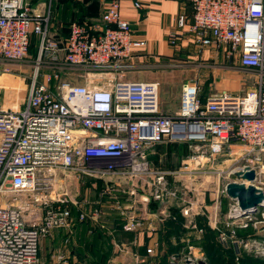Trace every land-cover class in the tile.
Wrapping results in <instances>:
<instances>
[{
	"label": "built area",
	"instance_id": "2783aa9c",
	"mask_svg": "<svg viewBox=\"0 0 264 264\" xmlns=\"http://www.w3.org/2000/svg\"><path fill=\"white\" fill-rule=\"evenodd\" d=\"M35 1L0 0V61L25 60L32 37L38 51L22 107L0 108V264H47L39 258L40 238L67 226L69 211L48 210L41 221L29 222L24 206L6 197L38 195L34 201H60L54 186L58 175L67 171L77 177L112 173L143 180L149 190L138 198L135 189L127 191L134 205L140 203L141 211L120 204L116 208L123 229L137 232L145 227L149 237L165 231L171 217L165 203L180 196L167 179H198L213 173L201 162L222 153L228 143L240 146L241 158L246 161L230 169L229 175L249 166L255 171L254 184L264 173V0H187L191 12L180 11L176 28L168 33V44L176 46L188 36L198 55L206 50L220 52L255 73L258 82L241 95L223 91L202 100L199 79H187L181 85L178 110L170 114L160 111L157 81L117 79L118 74L136 67L135 51L147 50L149 44L134 35L130 22L121 16L124 0H100V16L72 21L65 37L50 31V0L41 10L33 6ZM132 2L134 8H141L138 0ZM41 67H47V72H39ZM67 68L106 73L111 79L106 86L88 79L72 83L61 78ZM173 141L191 144V156L172 170L154 167L149 160L153 146ZM254 186L264 193L263 187ZM228 201L225 230L219 228L217 212L207 216L190 200L180 212L194 239L205 232L196 220L205 216L218 230V243L224 248L233 246L236 264H240L247 247L237 236V228L253 223L264 207L239 216L238 202L229 197ZM152 204L159 206L151 209ZM260 214L264 218V213ZM91 217L96 220V215ZM78 219L84 220L85 214L80 213ZM136 245V236L131 243H117L120 253L130 255L129 261L120 264H160L157 241L144 246L143 254L132 249ZM195 251L190 246L181 251L183 260L170 264H199V260L209 264L205 255L198 256ZM56 256L58 261L51 264H70L65 252Z\"/></svg>",
	"mask_w": 264,
	"mask_h": 264
},
{
	"label": "rangeland",
	"instance_id": "374dc122",
	"mask_svg": "<svg viewBox=\"0 0 264 264\" xmlns=\"http://www.w3.org/2000/svg\"><path fill=\"white\" fill-rule=\"evenodd\" d=\"M71 22L68 21L67 26ZM57 36L62 37L63 35ZM188 44L184 43L182 46L180 43L175 47L171 56L175 58L178 55L180 58H188L191 55ZM36 46V42L31 45L29 55L23 61H0V108L22 107L26 99L29 82L35 71V66H37L38 51ZM217 55V58L213 59L214 55L211 54L212 59L209 58L210 60H208L211 67H208V71L200 73L188 70L190 63L187 61L170 60V63L176 64L166 71H147L129 75H136V80L157 81L159 83V104L164 106L167 111H174L179 106L181 85L185 80L193 77H199L201 93L204 98L223 91L241 95L257 86L258 76L255 73L240 68L235 60L225 58L220 52ZM47 70V67H41L39 72H47ZM61 78L72 83H84L85 79H88L89 82L98 86H106L111 79L110 74L99 72L87 74L76 68L64 69ZM117 79L132 78L128 76L122 78L118 74ZM192 149L193 146L187 142L173 141L156 144L151 150L149 160L154 167L172 170L181 166L191 156ZM241 155L240 146L228 143L222 153L209 161L204 159L201 162L202 167H209L210 170L214 171L213 173H206L205 176L198 179H192L188 176L169 177L167 180L170 186L177 188L180 196L165 203L166 212L172 217L174 211L178 209L181 211L190 200L195 207L201 206L207 216L217 212L220 221L219 228L225 230L224 220L226 218L224 217L229 203L225 194V185L234 179L233 175H229V170L246 163ZM190 164L194 166L193 161ZM76 174L67 171L63 175H58L54 190L55 197L59 195L60 201L56 198L47 201L45 198V200L41 199L37 202L34 201V198L38 195L23 194L14 198L7 196L6 200H13L17 202V205L24 206V217L29 222L32 220L41 221L48 210L51 212L68 210L71 221L67 226L55 231H59V246L67 254V260L70 264H120L126 262V259H130V255H123L118 251V242H115L112 236L114 230L124 227L123 221L116 219V217L120 218L116 206L120 204L122 207L128 208L131 205V209L136 207L135 211L140 212V203L132 207L133 196L127 194V191L128 189H135L138 198L145 190H149V187L147 189L143 180L130 178L126 175L107 173L105 175H81L77 177ZM258 178L254 184L264 188V173L260 174ZM51 195L54 196V194ZM156 206L158 207L159 204H152L151 209ZM163 206V204L160 205L162 208ZM112 207L116 209L114 210L115 213ZM80 213L85 214V219L82 221L78 219ZM260 213H264V208L255 215L253 223L237 228V236L242 238L247 247V250H243L242 256L239 258L240 264H252V260L246 254L259 255L264 260V249L261 248L264 245V218L261 219L258 216L261 215ZM93 215H96V220L92 219L91 216ZM171 217L169 220H175ZM199 217L202 218V223L199 222ZM181 218L180 229L176 230L175 234L164 236V231V233L151 237L141 235V243L145 246L157 241L158 249H160L157 261H160V264L163 262L170 264L178 262L179 259L183 260L184 254L181 251H187L190 246L196 248V255H205V259L208 261L204 245L213 244L212 242L217 243L218 230L206 222L205 216H198L197 222L204 228L205 226L211 228L214 234H211L209 238L201 235L194 239L184 227L185 218L182 215ZM255 221L256 223H254ZM47 237L48 235L42 236L39 241V258L44 263L47 262V246L44 244ZM228 247H231L235 252L233 246L228 245ZM143 253L144 251L139 252V254ZM226 259L230 260L228 254ZM236 262L234 254L233 264Z\"/></svg>",
	"mask_w": 264,
	"mask_h": 264
},
{
	"label": "crops",
	"instance_id": "0c3cea01",
	"mask_svg": "<svg viewBox=\"0 0 264 264\" xmlns=\"http://www.w3.org/2000/svg\"><path fill=\"white\" fill-rule=\"evenodd\" d=\"M138 1L141 3V8L139 9L133 7L132 0L122 1L120 14L124 19L130 22L134 35L147 39L149 44L147 50L135 51L133 62L136 67L132 70L123 72V74H121L120 76L122 78H125L127 76L131 77L132 79H126L128 81H145L136 80V75L133 76L129 74H138L147 71H166V69H169L171 66H175L174 64H176L170 63V60H183L189 62L190 64L188 70H193L199 73L208 71V67H211L209 66L208 60L212 59V57H210L211 54L214 55L213 59L217 58V53H215L214 51L211 52V50H206L202 55H198L194 50V46L188 39V36L178 41V44L176 46H170L168 44V33L176 28V19L180 11L184 9L188 14H190L191 12L189 1ZM46 3L48 4L49 0H37L33 2V6L35 7L36 5H38V8L41 10L46 5ZM50 6V31L53 34L56 33L57 35L63 36H65L68 32V21L83 22L95 20L100 16L103 8L100 0H50ZM31 42L32 44L35 43L36 38L32 37ZM180 43L182 46L184 45V43H189L188 45L191 55L188 58H180L178 55L175 58L171 56L172 53H174L173 50L175 49V47H177ZM197 78L199 79V77ZM199 83L201 84L200 79ZM201 99L204 100L202 94ZM177 110L178 107L174 111H167L165 110L164 106L160 105V111L162 113L170 114L175 113ZM131 202L133 207V199ZM114 210L116 209H113V211ZM118 214L120 215L119 211ZM116 219L122 221L121 216L120 218L116 217ZM122 225L124 226V222L122 223ZM143 228V230L139 229L137 230V232H134V236H136L137 238V245L132 247L134 251H144V244L141 243L142 240L140 239V236L147 235L145 234V227ZM58 233L59 231L53 232L44 241V244L47 246V262H45L47 264L58 261L56 255L61 253L62 251L65 252L64 250H62V247L59 246L60 237ZM132 241L123 243H131ZM65 255L67 256L66 253ZM129 260V258L126 259V262Z\"/></svg>",
	"mask_w": 264,
	"mask_h": 264
},
{
	"label": "trees",
	"instance_id": "16d2710c",
	"mask_svg": "<svg viewBox=\"0 0 264 264\" xmlns=\"http://www.w3.org/2000/svg\"><path fill=\"white\" fill-rule=\"evenodd\" d=\"M69 27V26H68ZM68 33V32H67ZM67 35V34H66ZM65 35V36H66ZM57 36V34H56ZM62 36V37H65ZM180 209L177 211H174L175 215V220H168L165 224V233L163 234L164 236H170L172 234L176 233V230L180 229L181 223L180 221L182 220L181 215H180ZM260 217V216H259ZM202 218H198L199 222L202 223L201 221ZM205 225V222H204ZM211 234H214L213 231H211V228L205 226V232L203 233V236H206L209 238ZM113 239L115 242H130L134 238V232L131 230H126L123 229L122 227L116 229L112 233ZM213 244H208L204 245V251L205 254L208 255V263L209 264H233L234 262V252L231 249V247L224 248L222 247L218 241L217 243L212 242ZM179 251V250H178ZM229 255V261L227 258V254ZM246 256L251 259L252 264H264V260L261 259L259 255H251V254H246ZM163 262V260H162ZM164 264V262H163Z\"/></svg>",
	"mask_w": 264,
	"mask_h": 264
},
{
	"label": "water",
	"instance_id": "95a60500",
	"mask_svg": "<svg viewBox=\"0 0 264 264\" xmlns=\"http://www.w3.org/2000/svg\"><path fill=\"white\" fill-rule=\"evenodd\" d=\"M233 181L225 185V194L232 201H237L241 212L239 216L253 213L257 207H264V193L261 189L252 184L255 180V171L249 166L244 170L233 172ZM246 182H249L247 185ZM199 264L203 261L199 260Z\"/></svg>",
	"mask_w": 264,
	"mask_h": 264
},
{
	"label": "bare ground",
	"instance_id": "6f19581e",
	"mask_svg": "<svg viewBox=\"0 0 264 264\" xmlns=\"http://www.w3.org/2000/svg\"><path fill=\"white\" fill-rule=\"evenodd\" d=\"M259 179V178H258ZM263 181V180H262ZM264 182V181H263Z\"/></svg>",
	"mask_w": 264,
	"mask_h": 264
}]
</instances>
